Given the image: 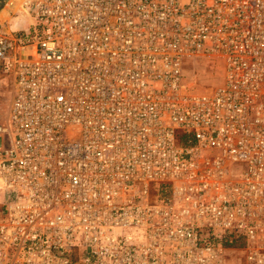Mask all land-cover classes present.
<instances>
[{"label":"built area","instance_id":"obj_1","mask_svg":"<svg viewBox=\"0 0 264 264\" xmlns=\"http://www.w3.org/2000/svg\"><path fill=\"white\" fill-rule=\"evenodd\" d=\"M16 8L0 264H264V0ZM197 59L215 87L185 82Z\"/></svg>","mask_w":264,"mask_h":264},{"label":"rangeland","instance_id":"obj_2","mask_svg":"<svg viewBox=\"0 0 264 264\" xmlns=\"http://www.w3.org/2000/svg\"><path fill=\"white\" fill-rule=\"evenodd\" d=\"M10 5L0 14V24L12 26L15 22V17L17 16L18 8L16 5L19 4L20 0H11ZM15 28H17L15 26ZM13 28V29H15ZM184 68L186 75V83L194 91H201L204 89H210L215 87L217 82L220 83L222 73L218 72L216 69L210 67V62L203 59H197L193 62H187ZM4 79L3 91L0 97V126L6 125L9 110L11 105V100L13 96L12 80L9 77L4 76L0 71V81ZM184 132L178 131L179 137ZM3 140L0 138V147H2ZM8 143L5 144V146ZM179 146H184L185 144L178 142ZM11 200V195L4 193L0 190V216L6 208V205Z\"/></svg>","mask_w":264,"mask_h":264},{"label":"trees","instance_id":"obj_3","mask_svg":"<svg viewBox=\"0 0 264 264\" xmlns=\"http://www.w3.org/2000/svg\"><path fill=\"white\" fill-rule=\"evenodd\" d=\"M180 141L183 144H187L186 137L184 135L180 136ZM171 189L167 185H155L152 188V199L154 201H164L167 200L170 197ZM230 236L225 237L224 244L226 247H242V242H234V244H230L229 242ZM70 259L74 264H83L78 260L77 253L73 252L69 254Z\"/></svg>","mask_w":264,"mask_h":264},{"label":"water","instance_id":"obj_4","mask_svg":"<svg viewBox=\"0 0 264 264\" xmlns=\"http://www.w3.org/2000/svg\"><path fill=\"white\" fill-rule=\"evenodd\" d=\"M11 0H0V14L6 9L8 5H10Z\"/></svg>","mask_w":264,"mask_h":264},{"label":"crops","instance_id":"obj_5","mask_svg":"<svg viewBox=\"0 0 264 264\" xmlns=\"http://www.w3.org/2000/svg\"><path fill=\"white\" fill-rule=\"evenodd\" d=\"M2 85H4V79L2 80V81H0V97H1V94H2V91H3V86ZM11 102H12V100H11ZM10 111V110H9ZM9 117V116H8ZM7 122H8V119H7ZM7 122H6V124H7ZM5 126V125H4Z\"/></svg>","mask_w":264,"mask_h":264}]
</instances>
